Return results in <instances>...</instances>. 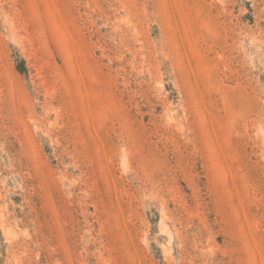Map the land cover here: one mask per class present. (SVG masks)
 <instances>
[{
	"label": "rangeland",
	"instance_id": "rangeland-1",
	"mask_svg": "<svg viewBox=\"0 0 264 264\" xmlns=\"http://www.w3.org/2000/svg\"><path fill=\"white\" fill-rule=\"evenodd\" d=\"M0 264H264V0H0Z\"/></svg>",
	"mask_w": 264,
	"mask_h": 264
}]
</instances>
